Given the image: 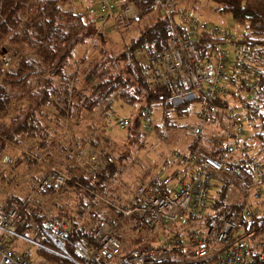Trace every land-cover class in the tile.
<instances>
[{
  "label": "built area",
  "instance_id": "1",
  "mask_svg": "<svg viewBox=\"0 0 264 264\" xmlns=\"http://www.w3.org/2000/svg\"><path fill=\"white\" fill-rule=\"evenodd\" d=\"M174 1L159 3L162 14L168 17L172 27L165 45L157 49L147 44L136 49V54L143 59L142 71L150 84L163 83L175 104L189 101L197 105L195 121L188 122L184 129L189 143L182 148L171 147L170 160L161 169L169 174L163 179L156 174L140 181L122 203L111 197V179L105 178L103 191L93 193L94 207L107 208L110 218L97 225L89 221L84 226L87 232L93 230L96 244L70 242L68 224L53 212L51 204L55 202L64 208V200H73L71 194L65 193L72 191L71 182L81 175L98 172L112 147H107L108 138L103 131H93L97 143L86 146H79L66 133L69 143L63 156H70L69 162L63 163L62 168L56 163L46 164L45 172L21 205L7 204L0 198V264L57 263L41 256L34 259L28 249H16L9 239L26 242L78 264H242L250 242L259 259L264 260V226L260 233L255 232L258 219L249 225H240L239 216L229 207L219 217L200 222L222 186L225 202L242 205L240 215L243 218L257 216L256 203L264 196L261 188L264 168L249 153L244 141L249 116L238 111L226 110L229 132L238 139L226 143L223 148L225 153L243 159L244 166L202 146L205 127L217 109L215 102L223 100L229 92L233 70L229 64L233 58L228 55L226 45L235 37L192 12L173 7ZM119 11L127 16L136 12L131 2L96 0L99 27ZM202 34L209 36L207 57H203L198 47ZM235 48L240 51L241 46ZM3 49L2 53L0 49V63L2 69L7 70L16 59L10 56L9 46ZM50 99L47 110L55 113L52 103L55 99L53 96ZM11 110L5 115L13 116ZM62 119L66 129L67 112ZM141 121L143 135L153 134L149 108L142 109ZM129 122L128 118H120L117 126L125 129ZM214 137L221 139L224 135L215 134ZM21 138L24 140V135ZM11 144L17 147L13 142ZM12 161L13 157H4V162ZM172 178L176 180L175 184L170 183ZM54 188L58 191L50 195ZM24 205L36 208L28 219L22 214ZM36 217L42 218L39 229L48 244L20 232L26 220L33 225ZM160 256H166V259L156 261Z\"/></svg>",
  "mask_w": 264,
  "mask_h": 264
},
{
  "label": "trees",
  "instance_id": "2",
  "mask_svg": "<svg viewBox=\"0 0 264 264\" xmlns=\"http://www.w3.org/2000/svg\"><path fill=\"white\" fill-rule=\"evenodd\" d=\"M161 1H122L131 2L136 12L133 16H127L121 11L116 13L114 27L116 24L128 26L133 22L140 26L143 21L137 31L138 34L131 37L119 53H107L101 59H91V63H87L86 55H77V49L87 46L86 31L97 22L94 13L90 16L93 12L90 7L79 11L72 5L65 6L70 0H0V49L8 45L10 56L16 59L7 70H3L0 63V117L3 111L9 109L15 111L7 122L0 121V158L11 148L7 140L15 141L16 135L20 133L32 136L34 132H38L42 138L41 146H45L46 140L53 139L52 137L62 131V116L66 115V112L72 121L96 112V120L106 123L108 116L114 111L115 100L130 105L139 103V113L129 119L130 122L125 128L127 138L131 139L130 143L141 145L143 142V127L140 119L143 108L156 111L161 124L165 127L185 129L187 123L175 122L172 116H188L194 104L189 101L175 104L171 93L163 83L150 84L142 71L143 59L136 54V49L147 44L157 49L163 47L171 35L172 27L168 17L162 14L159 4ZM183 1L185 4H195L200 0H175L173 7L182 8L183 5L180 6L178 3ZM210 1L215 4L216 11L230 14L234 22L243 28L241 36L231 43L235 47L251 48V52L255 54L253 82L248 83L235 72L233 67L230 84H235L237 80L241 82L238 89L230 94L233 100L239 101L237 103L241 104L243 111L253 120L251 126L257 128L255 133L246 128L244 141L249 149H254L256 155L253 157L258 159L264 157V0ZM96 26L97 30L103 27V25ZM208 45L209 36L200 35L198 47L203 57L208 55L206 52ZM74 63H81L80 69L74 66ZM247 69L249 72L252 71L249 67ZM243 92H246V95H242ZM50 96L55 99L52 102L55 113L46 114L45 109L51 103ZM215 104L217 107L215 115L207 124L219 123L215 122L216 117L225 116V108L232 103L224 98L216 101ZM154 127L158 128L156 124ZM237 139L231 133L222 139L204 134L202 142H205L211 153L244 166L243 159L235 154L225 153L223 148L226 143ZM66 147L67 145L61 144L60 152ZM128 152L126 155L123 153L118 155L117 160L120 162L131 158L132 153ZM36 164L35 159L22 154L9 164L7 170L0 171V184H11L16 178L17 171H25ZM111 164L112 162L105 158L104 166L98 172L74 178L71 182L72 191H65L74 199L64 200V208L53 203V212L62 216L68 224L67 233L70 242L79 241L87 245H95L93 230L87 232L84 226L89 221L97 225L101 220H109L110 211L107 208L95 209L93 193L103 191L105 178H111L116 173ZM57 191L58 188L52 189L50 195ZM110 194L112 198L115 197L112 192ZM223 195L222 186L211 202L209 212L201 217L200 222L217 218L224 210L231 207L239 216L240 225H249L258 219L259 221L255 223L258 226L255 232L262 231L264 197L256 203L259 214L245 219L240 215L242 205L225 202ZM115 200L122 203L120 196ZM10 203L21 205L23 200L11 195L7 199V204ZM35 209L31 205H24L22 214L28 219L30 215H34ZM41 220L42 218L36 217L33 225L26 220L20 232L35 239H42L48 244L40 233ZM15 240L17 239H9L8 242L14 245ZM34 250L37 257L46 256L48 260L50 258L55 260L56 264H78L40 248ZM165 259L166 256H160L156 261ZM242 264H264V260L259 259L257 251L248 249Z\"/></svg>",
  "mask_w": 264,
  "mask_h": 264
},
{
  "label": "rangeland",
  "instance_id": "3",
  "mask_svg": "<svg viewBox=\"0 0 264 264\" xmlns=\"http://www.w3.org/2000/svg\"><path fill=\"white\" fill-rule=\"evenodd\" d=\"M70 1L72 3V7L78 9L79 11H82V8L79 6L80 4L78 2H75L74 0ZM69 4H65V6H69ZM178 4L180 6L183 5L182 8L184 10L196 14L199 18L205 20L206 22L215 24L218 27L224 29L228 33L232 34L235 39L239 38L243 32V28L234 22L230 14L220 13L216 11L214 9L215 4L210 0H200L195 4H185V2L183 1ZM90 16H93V12L90 13ZM106 23L99 30L95 28L96 25L99 27V23L96 22V25H94L93 23L94 27L93 25H91L90 28L86 31V34L84 33L85 38H88V43L87 46L84 45V48L79 47V49H77V55H86L87 63H91V59L99 60L102 56L107 53L117 54L121 50H123L125 44L130 40V38L138 34L137 31L143 24V21L140 23V26L133 22L128 26L116 24L115 27H109L108 25L110 24V22H108L107 24ZM107 26L108 28H104ZM100 32L101 34H99ZM234 46L235 45H233L232 43L226 45L228 55L233 58V60L230 61L229 65L232 67V69L234 67L235 72L239 73L244 79H246L248 83H252V77L254 75L253 67L255 65V54L251 52V48L245 49V47L241 46L240 51H238ZM242 62H245V64ZM73 65L78 67V69H80L81 67V63H74ZM248 67L252 71L249 72L247 69ZM240 82V80H237L236 83L233 85L229 83V92L227 93L225 98L232 103L228 107L229 109L238 111L246 115L245 111H243L241 104L237 103L239 101L233 100L230 94V92H233L238 89V86H240ZM242 95H246V92H243ZM22 103L25 104V102ZM235 104L237 105L235 106ZM113 107L114 111L108 116L106 123L101 120L98 121V119L96 120V112H93L92 114L85 116L79 120L72 121L69 119L68 126L66 129L64 127V119H62L63 129L62 131L57 133L56 136L52 137V146L48 147L47 150L50 152L49 155L46 154V158H43V155L40 159H38V161L36 160L37 164L33 167L35 170L33 174L35 176H31L27 179L28 183L26 185V194L24 197H26V195L33 188L35 182L45 172L47 168L46 164L56 163L58 168H62L63 163H67L71 160V157H62L59 151V147L61 144L68 145L69 143V139L66 136V133H68L79 146H86L88 144L95 145L97 143V140L94 138V134L92 133L93 131H103L105 133V136L108 138L106 145L107 147H112L107 159L112 162L111 165L116 170V173L110 178L111 183L109 185V193L112 192V194L115 196L113 198L114 200L117 196H120L122 198V201H124L129 197L132 189L140 181L147 180L152 175L159 174L161 179L167 177L169 172L161 171V167L166 161L170 160V151L168 145H170V147L178 148L186 146L189 143V137L185 136L184 129L182 127H165L161 124V120H159L158 113L153 110L151 111L152 123H154L153 126L156 124L158 128L156 129L154 127L153 134L144 136V138H142V144L136 145L135 143H130L131 139L127 138L125 134L126 130L120 129L117 126V120H119L120 118H134L140 111L139 103L130 105L127 103H123L119 100H115ZM196 107L197 105L194 104L192 107V112H190L188 116L177 117L173 115L172 119L175 120V122H179L180 124L193 122L195 121L194 111ZM228 108H226L224 111L225 116L218 115L216 117L215 122L219 123H211L206 125L205 136H214L215 134H220L222 136L224 135L225 137L228 133H230L228 125L229 117L228 113L226 112ZM7 119L8 117H3L0 119V121L7 122ZM252 121L253 120L249 117L246 124V128L252 133H255L257 131V128L251 126ZM255 142H257V140H255ZM15 144L18 145L17 143ZM10 146L11 148L4 154H6L5 156H8L9 154V157L13 156L14 158L18 155L19 149H17L12 144ZM202 146L208 150L205 142H202ZM38 150L41 151L36 147L34 151L31 152V154L36 157L35 152H37ZM128 151H131L132 153L131 158L119 162V160H117V156L122 155V153L126 155L129 153ZM249 153H251L252 156L256 155V153H254V149L252 148H250ZM2 158L3 154L1 156L0 163L1 161H3ZM258 160L261 163L260 165L262 166V168H264V157H258ZM159 171L161 172L159 173ZM169 180L171 184H175L176 182V180L173 178ZM261 188L262 191H264V182L261 183ZM18 242L20 243V241ZM19 246L14 247L18 250L21 248L28 249L32 253L33 258L37 259V253L34 250L35 247L26 242L24 244H20ZM253 248V243L250 242L248 244V249L253 250ZM43 258L48 260V257L46 256ZM49 261H51V258L49 259Z\"/></svg>",
  "mask_w": 264,
  "mask_h": 264
},
{
  "label": "crops",
  "instance_id": "4",
  "mask_svg": "<svg viewBox=\"0 0 264 264\" xmlns=\"http://www.w3.org/2000/svg\"><path fill=\"white\" fill-rule=\"evenodd\" d=\"M75 2H78L80 5V7L82 8L81 10H84L86 9L87 7H90L92 10H93V13L94 15H96V0H74ZM93 1V2H92ZM122 1H125V0H119V2H122ZM93 5H92V3ZM71 1H70V4L71 5ZM115 17L116 15L114 16H111L109 17V19L107 20V23L110 22V24L108 25L109 27L111 26H114V20H115ZM114 21V22H113ZM113 22V23H111ZM106 23V24H107ZM107 26V28H108ZM235 47V46H234ZM48 106V105H47ZM8 111V110H7ZM13 113L14 111L11 110ZM5 112L6 111H3L2 112V116L0 117L3 118V117H11V116H8L7 114L5 115ZM46 114H53V113H50L48 112L47 110V107H46ZM24 135V140L21 138V136ZM16 140L15 141H12V140H7L8 144L11 145V142H13L14 144L17 143L18 145H16L17 149H19V152H18V155L14 157V161H16L17 158H19L22 154H27L29 155L31 158L35 159L38 161V159L41 158V156H43V158L45 157L46 154L49 155V151L48 150V147L52 146V142L51 140H46V144L45 146H41V142H42V138L40 136V134L38 132H34L32 136H27L25 135L24 133H20L19 135H16ZM231 142V141H230ZM14 146V145H13ZM23 146V147H22ZM169 146V151H170V145ZM38 148L40 149L41 151H37L35 152L36 154V157H34L31 152L34 151L35 148ZM60 149V148H59ZM30 150V151H28ZM36 151V150H35ZM60 151V150H59ZM57 152V151H56ZM65 152V150L63 152H60V155L63 157V153ZM6 154H3V161H1L0 163V171H3V170H7L8 167H9V164L14 162H4V157H5ZM8 156H10L8 154ZM13 157V156H11ZM39 157V158H38ZM64 157H67V155H65ZM70 157V156H68ZM46 158V157H45ZM1 159V158H0ZM34 167V166H33ZM31 167L30 169H27L25 171H17L16 172V178L13 180V182L9 185H5V184H0V198L4 200L5 203H7V199L11 196V195H14L16 196L17 198H20L21 200L24 199V196L26 194V185H27V179L30 178L31 176H35L33 173L35 172L34 168ZM39 168V167H38ZM31 172V173H30ZM30 174V175H29ZM156 175V174H155ZM159 175V174H158ZM153 176V175H152ZM150 176L149 179L152 177ZM160 177V176H159ZM148 180V179H147ZM144 181V180H143ZM35 182V181H34ZM264 197V196H262ZM53 203L55 202H52L51 204V207L53 205ZM59 205V204H58ZM64 205V204H63ZM20 240H15L14 242V245L13 246H16L18 247L20 244H24L25 242L23 241H20V243L18 242ZM21 247V246H19ZM22 249V248H21Z\"/></svg>",
  "mask_w": 264,
  "mask_h": 264
},
{
  "label": "water",
  "instance_id": "5",
  "mask_svg": "<svg viewBox=\"0 0 264 264\" xmlns=\"http://www.w3.org/2000/svg\"><path fill=\"white\" fill-rule=\"evenodd\" d=\"M4 52V49L1 50V53Z\"/></svg>",
  "mask_w": 264,
  "mask_h": 264
}]
</instances>
